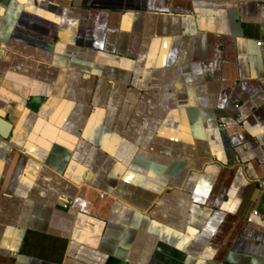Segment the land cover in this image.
<instances>
[{"label":"crops","instance_id":"0c3cea01","mask_svg":"<svg viewBox=\"0 0 264 264\" xmlns=\"http://www.w3.org/2000/svg\"><path fill=\"white\" fill-rule=\"evenodd\" d=\"M0 9V264H264V0Z\"/></svg>","mask_w":264,"mask_h":264},{"label":"water","instance_id":"95a60500","mask_svg":"<svg viewBox=\"0 0 264 264\" xmlns=\"http://www.w3.org/2000/svg\"><path fill=\"white\" fill-rule=\"evenodd\" d=\"M1 12L2 10L0 9V13ZM9 130H10V124L0 119V137L3 139H7Z\"/></svg>","mask_w":264,"mask_h":264},{"label":"built area","instance_id":"2783aa9c","mask_svg":"<svg viewBox=\"0 0 264 264\" xmlns=\"http://www.w3.org/2000/svg\"><path fill=\"white\" fill-rule=\"evenodd\" d=\"M258 189H259V194H260V198H261V207H262V209H264V183L258 182ZM252 214L254 216H261L262 215V213L257 209H255L252 212Z\"/></svg>","mask_w":264,"mask_h":264}]
</instances>
